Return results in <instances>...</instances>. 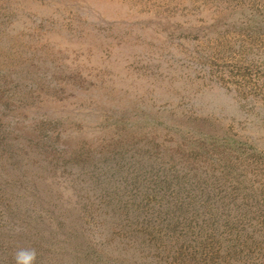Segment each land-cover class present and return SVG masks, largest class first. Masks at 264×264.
I'll return each instance as SVG.
<instances>
[{
	"label": "rangeland",
	"instance_id": "374dc122",
	"mask_svg": "<svg viewBox=\"0 0 264 264\" xmlns=\"http://www.w3.org/2000/svg\"><path fill=\"white\" fill-rule=\"evenodd\" d=\"M155 167L189 192L148 256L87 201ZM0 193V264H264V0H0Z\"/></svg>",
	"mask_w": 264,
	"mask_h": 264
},
{
	"label": "trees",
	"instance_id": "16d2710c",
	"mask_svg": "<svg viewBox=\"0 0 264 264\" xmlns=\"http://www.w3.org/2000/svg\"><path fill=\"white\" fill-rule=\"evenodd\" d=\"M156 169L157 167L150 169L149 175L146 173L143 175L152 186L150 190L131 192L106 190L87 201L93 220L103 221V224L110 223L114 228L118 224L124 225V229L111 230L109 232L111 237L117 238L119 232L124 233L125 240L133 244L136 252L148 256L160 253L163 239L167 244H170L168 240H174L173 244L179 242L174 234L186 220L185 206L188 204L185 201L189 192L184 188L185 177L170 168L166 171L161 167L155 171ZM2 194L0 193V197L5 199ZM5 196L9 203V195ZM94 199L98 200V204H102V209L94 205ZM150 237H153L156 243L150 245L148 242ZM169 247L174 248L171 244ZM120 250L122 252L124 249Z\"/></svg>",
	"mask_w": 264,
	"mask_h": 264
},
{
	"label": "clouds",
	"instance_id": "9594fccd",
	"mask_svg": "<svg viewBox=\"0 0 264 264\" xmlns=\"http://www.w3.org/2000/svg\"><path fill=\"white\" fill-rule=\"evenodd\" d=\"M37 253L32 248H22L15 253L16 264H35Z\"/></svg>",
	"mask_w": 264,
	"mask_h": 264
}]
</instances>
